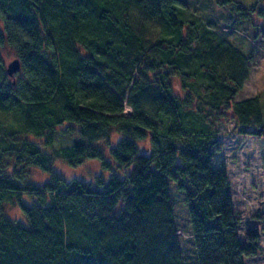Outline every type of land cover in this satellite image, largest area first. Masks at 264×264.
Wrapping results in <instances>:
<instances>
[{
  "label": "trees",
  "instance_id": "16d2710c",
  "mask_svg": "<svg viewBox=\"0 0 264 264\" xmlns=\"http://www.w3.org/2000/svg\"><path fill=\"white\" fill-rule=\"evenodd\" d=\"M219 3L241 20L255 11ZM0 22L20 62L9 83L0 56V264H243L259 252L256 231L239 241L212 165L220 124L264 136L258 98L235 99L251 53L186 0H0ZM62 125L72 142L54 146ZM86 160L111 176L92 186L54 168ZM33 168L48 179L31 182Z\"/></svg>",
  "mask_w": 264,
  "mask_h": 264
},
{
  "label": "rangeland",
  "instance_id": "374dc122",
  "mask_svg": "<svg viewBox=\"0 0 264 264\" xmlns=\"http://www.w3.org/2000/svg\"><path fill=\"white\" fill-rule=\"evenodd\" d=\"M186 1L188 8L196 16L217 32L223 33L245 54L253 55L254 61L249 75L235 99L257 97L261 104L264 122V15L258 13L259 9L264 11V0H237L246 8H255V11L249 12L247 20H241L242 17L236 10L230 13L229 9L220 5L221 0ZM0 30H2L1 22ZM0 56L6 81L11 83L18 72L13 77L8 76L6 67L16 58L14 51L9 46L0 47ZM129 111L130 107L127 105L125 112ZM64 127L65 125H62L56 129L53 139L54 146L71 144L72 136L61 134ZM219 128V149L212 165L216 168H223L229 180L231 207L238 218L235 228L238 239L243 244L248 230L256 231L259 236V252L256 255L243 256L242 261L243 264H264V136L241 134L234 127L233 121L222 123ZM140 145L144 147L145 142ZM54 168L61 177L67 180L77 178L92 186L96 185V178L105 180L111 176L110 172L100 168L96 160H86L75 167L57 161ZM128 171L129 168L114 169V173L120 178L124 176L123 172ZM29 179L35 184H40L46 181L48 176L39 169L33 168L30 170ZM22 199L27 205L34 201V198L26 194L22 195ZM2 213L11 219L22 221L24 218L20 207L16 205H4Z\"/></svg>",
  "mask_w": 264,
  "mask_h": 264
},
{
  "label": "water",
  "instance_id": "95a60500",
  "mask_svg": "<svg viewBox=\"0 0 264 264\" xmlns=\"http://www.w3.org/2000/svg\"><path fill=\"white\" fill-rule=\"evenodd\" d=\"M20 68V62L18 58L13 59L11 62H9V64L6 67V72L8 74V76L13 77L14 73L16 71H18ZM14 82V81H12Z\"/></svg>",
  "mask_w": 264,
  "mask_h": 264
}]
</instances>
